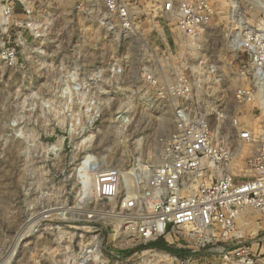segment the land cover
Segmentation results:
<instances>
[{
    "label": "rangeland",
    "instance_id": "obj_1",
    "mask_svg": "<svg viewBox=\"0 0 264 264\" xmlns=\"http://www.w3.org/2000/svg\"><path fill=\"white\" fill-rule=\"evenodd\" d=\"M214 1L200 48L224 73L231 3ZM32 6L30 30L21 0H0V264H81L85 245L107 255L117 244L105 204L84 186L95 172L157 160L180 103L167 85L196 60L175 46L164 56L170 31L163 36L157 17L124 32L97 0ZM261 7L245 14L264 26Z\"/></svg>",
    "mask_w": 264,
    "mask_h": 264
},
{
    "label": "built area",
    "instance_id": "obj_2",
    "mask_svg": "<svg viewBox=\"0 0 264 264\" xmlns=\"http://www.w3.org/2000/svg\"><path fill=\"white\" fill-rule=\"evenodd\" d=\"M32 1L21 0L30 30ZM97 1L124 32L159 18L163 36L170 31L161 38L164 56L173 57L172 46L190 57L194 50L196 63L181 64L167 85L180 103L174 130L159 137L157 160L95 172L84 186L105 204L118 245L107 255L95 242L85 245L81 264H264V26L245 14L262 9V0L249 9L230 0L224 73L200 48L214 25V0ZM157 240L189 255L148 245Z\"/></svg>",
    "mask_w": 264,
    "mask_h": 264
},
{
    "label": "trees",
    "instance_id": "obj_3",
    "mask_svg": "<svg viewBox=\"0 0 264 264\" xmlns=\"http://www.w3.org/2000/svg\"><path fill=\"white\" fill-rule=\"evenodd\" d=\"M148 245L152 246V247L159 248V249L168 250V251L175 253V254H178L180 256L189 255V251H187L186 249L174 248L172 246L167 245V243H165L163 240H157L154 242H150Z\"/></svg>",
    "mask_w": 264,
    "mask_h": 264
},
{
    "label": "bare ground",
    "instance_id": "obj_4",
    "mask_svg": "<svg viewBox=\"0 0 264 264\" xmlns=\"http://www.w3.org/2000/svg\"><path fill=\"white\" fill-rule=\"evenodd\" d=\"M238 5V4H237ZM108 170V169H107Z\"/></svg>",
    "mask_w": 264,
    "mask_h": 264
}]
</instances>
